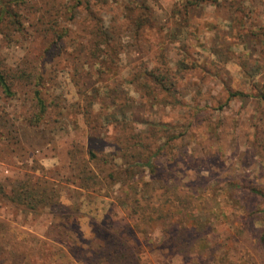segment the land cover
<instances>
[{
	"label": "rangeland",
	"instance_id": "1",
	"mask_svg": "<svg viewBox=\"0 0 264 264\" xmlns=\"http://www.w3.org/2000/svg\"><path fill=\"white\" fill-rule=\"evenodd\" d=\"M28 1L31 10L19 11L24 31H17L13 42L0 31V62L15 68L30 60L37 74L53 72L57 82L41 88L44 115L39 114L36 78L29 86L15 83L13 96L0 89V179H19L24 163L36 160L57 179L70 177L63 182L61 201L80 205L81 213L70 222L71 242L57 238L41 247L34 236L43 237L52 216L33 215L1 199L0 219L9 222L8 238L14 240V233L33 247L27 253L32 264H97L90 255L101 243L98 235L106 234H96L94 225L126 223L127 211L117 198L131 182L113 185L97 178L101 183L87 189L73 176L78 173L71 147L93 134L101 139L96 142L100 155L122 169L133 167L137 179L149 180L152 187L164 185L163 173L170 182L180 181L175 219L185 218L184 212L185 220L201 213L215 223L209 242L189 257L164 248L161 226L147 236L134 232L138 243L131 242L140 247L144 264H264V224L254 212L233 204L230 189L240 183L264 186V100L256 88L264 82V0H141L151 8V26L137 37L124 36L120 66L108 75L100 74L94 59H85L74 19H60L72 38L58 39L51 24L38 21L40 16L43 22L53 21L46 13L53 0ZM129 1H111L109 11L99 15L106 26ZM146 73L154 80L151 88L142 85ZM53 101L68 115L63 123L53 120ZM89 102L95 114L91 126L81 111ZM124 121L133 122L130 130L121 128ZM123 136L131 139L118 150ZM149 160L156 174L145 166ZM196 182L199 187L192 190ZM248 207L260 211L264 200ZM0 245L2 252L11 249L10 243ZM73 245L91 248V253L82 258L80 250L71 253ZM28 247H20L22 255ZM7 257L12 259V253ZM14 263L27 264L18 258L9 262Z\"/></svg>",
	"mask_w": 264,
	"mask_h": 264
},
{
	"label": "trees",
	"instance_id": "2",
	"mask_svg": "<svg viewBox=\"0 0 264 264\" xmlns=\"http://www.w3.org/2000/svg\"><path fill=\"white\" fill-rule=\"evenodd\" d=\"M112 0H53L52 9H47L50 16L53 15V21L43 22L42 17L38 18L43 24H51L49 27H53L54 33L58 39H66L68 42L72 38V32L61 25L60 19L73 20L77 24L76 30L78 38L82 40L80 42L81 49L85 53V59L92 58L100 64V74L108 75L115 70L119 63V55L124 51V36L129 33H134L137 37L144 33L145 28L152 23V16L150 12V6L141 0H130L125 11L120 15L111 16V25L106 26L104 19L100 16L109 11ZM210 0H190L191 3H203ZM217 1V0H211ZM28 0H0V31L3 29V33L9 34V42H13L15 33L18 31H24L23 23L19 20V16L22 14L19 11L25 13L31 10L30 7H26L29 3ZM34 7V5H33ZM138 10V14L135 12ZM53 11V13L51 12ZM44 13V15L46 14ZM100 15V16H99ZM119 19L122 21L120 22ZM37 21V22H38ZM6 34V33H5ZM79 34V35H78ZM254 34H256L254 32ZM257 35V34H256ZM255 35V36H256ZM63 41V44L66 42ZM32 61L28 60L19 64L17 67L7 65L0 62V89L3 94L7 96L14 95V84H31L33 79H37V85L41 86L36 89L38 95V104L40 106L39 114L44 115L47 111V104L41 95V88L46 82L52 81L56 83V74L47 72H38L37 65L32 64ZM258 68H261L259 66ZM151 74L146 73L145 82L142 84L145 88H151L150 80ZM157 76V75H156ZM160 77H156V79ZM152 81H154L152 79ZM256 88L258 90V96L264 100V82L257 83ZM60 104L53 101V120L56 123L64 122L62 118L68 117L60 111L58 108ZM91 102L84 104V108L81 110L84 119L89 126L92 124V118L95 116L92 109ZM37 118L41 119V116L37 113ZM96 119L99 120L96 116ZM132 121H124L121 124V128L124 130H130L132 127ZM131 137V136H130ZM132 137H134L132 135ZM88 141H80L73 145L70 150V155L75 161L77 173L73 176L79 178L83 188L90 189L92 183L99 184L102 182L114 183L120 182L125 185L128 182V189L125 191L124 196H118V204L127 211L126 223L122 225H101L95 224L96 234L105 230L106 236L98 235L101 238V243L93 249L90 259L93 263L102 264H144L140 255V247H136L132 244L131 240L138 243V239L134 235V232H140L143 235H148L149 230L154 228L163 227L161 232V241L165 249L174 250L176 253L182 254V256L189 257L188 254L199 250V246L208 241L210 236L211 226L215 223L210 219H206L200 213L194 215L192 218L187 217L184 212L185 218H177L174 214L173 207L179 206L181 201H178L176 193L181 186L180 181H172L166 177L163 173L164 185L159 187H152L149 180L144 178L137 179L136 172L133 167L122 169L116 164H110L107 157H104V153L100 155L101 148L96 146L98 136L89 134L87 136ZM131 139V138H130ZM130 139L125 136L118 138L116 148L118 150L124 149L129 143ZM127 147V146H126ZM127 153L124 151L122 156L126 157ZM99 158V160H98ZM92 161H97L96 167L93 166ZM25 172L22 173L19 179H15L13 182L0 179V203L1 199L6 200L16 208H22L24 211L30 212L33 215H51L52 220L45 231L43 237L34 236V239L39 243L41 247L53 245L51 241L54 239H63L71 242L70 222L75 223L77 216H79L80 205L78 204H65L61 201L62 192L64 190V184L68 182L70 177L64 179H57L54 175H50V171L44 166L39 164L38 161H27L24 163ZM146 167L151 169L153 174H156L157 169L151 160L147 161ZM159 172V169H158ZM172 174V172L168 173ZM138 176V175H137ZM100 178L101 180H97ZM156 179V177L154 178ZM64 180H67L65 183ZM97 180V181H96ZM85 186V187H84ZM192 190H196L199 187V183H193L190 185ZM82 188V189H83ZM231 200L233 204H239L244 210L252 213L254 219L260 220L264 224V208L260 211H249V205L256 199L264 200V186L253 185L249 183H240L233 185ZM252 221V219H251ZM252 225L253 221L249 222ZM0 241L10 243L11 249L5 250L0 253V264H6L11 260H26L27 264H32L31 258L27 256V253L33 249L31 245L23 244L24 239L17 240V235L13 233L14 240L8 238V231L5 227L9 225L6 220L0 219ZM3 236V237H2ZM33 245V244H32ZM1 246V245H0ZM21 246H29L27 252L21 254ZM53 247V246H52ZM77 247V246H76ZM75 245L70 247L71 253H75L80 250V257L87 258V253H91L89 250L76 248ZM12 253V259L9 256ZM53 256V253H51ZM72 255V254H71ZM16 264V263H14Z\"/></svg>",
	"mask_w": 264,
	"mask_h": 264
}]
</instances>
